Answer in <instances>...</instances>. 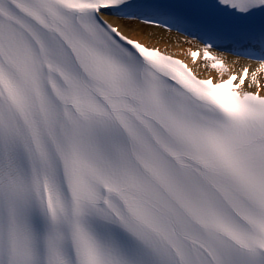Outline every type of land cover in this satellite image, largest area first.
Returning a JSON list of instances; mask_svg holds the SVG:
<instances>
[{
  "label": "snow or ice",
  "instance_id": "1",
  "mask_svg": "<svg viewBox=\"0 0 264 264\" xmlns=\"http://www.w3.org/2000/svg\"><path fill=\"white\" fill-rule=\"evenodd\" d=\"M0 264H264V0H0Z\"/></svg>",
  "mask_w": 264,
  "mask_h": 264
},
{
  "label": "bare ground",
  "instance_id": "2",
  "mask_svg": "<svg viewBox=\"0 0 264 264\" xmlns=\"http://www.w3.org/2000/svg\"><path fill=\"white\" fill-rule=\"evenodd\" d=\"M117 23H120L122 27H124V30L131 35L133 38H137L140 39L141 41L150 44L152 46H156V45H168L170 48L175 49V50H179V48H184L186 49L191 41L186 39V38H182L179 37L177 35H175L174 33H172L171 31L162 29V28H155V27H148V26H144L139 24L138 22L134 25L133 30H129V28L125 27L124 22L123 21H116ZM228 63L230 65H245V64H250L251 67L254 69L256 64L252 63V62H245L243 60H239V59H233L230 58L228 60ZM198 66L202 69L203 66V61L199 62ZM212 74H217L219 76L218 71L216 70H212L211 68H208V72H207V76L208 75H212ZM227 75V73L225 74V76Z\"/></svg>",
  "mask_w": 264,
  "mask_h": 264
}]
</instances>
